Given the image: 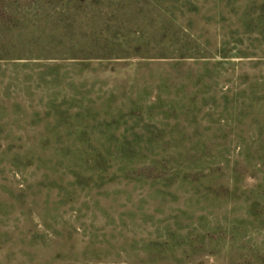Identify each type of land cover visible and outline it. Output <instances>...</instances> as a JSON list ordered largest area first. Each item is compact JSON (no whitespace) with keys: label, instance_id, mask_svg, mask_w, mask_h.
I'll list each match as a JSON object with an SVG mask.
<instances>
[{"label":"rangeland","instance_id":"1","mask_svg":"<svg viewBox=\"0 0 264 264\" xmlns=\"http://www.w3.org/2000/svg\"><path fill=\"white\" fill-rule=\"evenodd\" d=\"M0 264H264V0H0Z\"/></svg>","mask_w":264,"mask_h":264}]
</instances>
